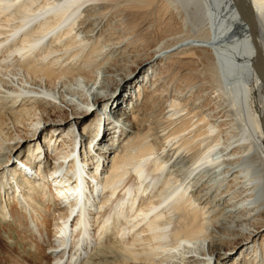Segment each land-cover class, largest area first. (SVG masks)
<instances>
[{
    "label": "bare ground",
    "instance_id": "1",
    "mask_svg": "<svg viewBox=\"0 0 264 264\" xmlns=\"http://www.w3.org/2000/svg\"><path fill=\"white\" fill-rule=\"evenodd\" d=\"M246 11L264 57V0ZM1 187L54 264L108 236L124 264H264V74L238 0H0Z\"/></svg>",
    "mask_w": 264,
    "mask_h": 264
},
{
    "label": "rangeland",
    "instance_id": "2",
    "mask_svg": "<svg viewBox=\"0 0 264 264\" xmlns=\"http://www.w3.org/2000/svg\"><path fill=\"white\" fill-rule=\"evenodd\" d=\"M33 143L34 148L37 147L36 142H31V146H33ZM34 148H30L29 153H32L35 150ZM21 158V153L17 152V154L12 158L9 167L13 165L12 168H14L18 166L20 162H25V158ZM51 159L52 158H50V160ZM25 163L30 164L29 162ZM30 168H32V166H29L27 170ZM54 177L56 178V176ZM59 179L60 176L57 180L59 181ZM10 192L11 191L7 192L6 190H3V187L0 188V208L2 207V205H4L3 203H5L4 197H9ZM4 214L3 211H1L0 209V264H54L53 261L55 258L46 255V253L44 252L48 248V240L45 229H43L42 226H39L38 228L35 227L33 224L34 222L31 220L29 215V219L22 217L20 218V222L18 219L17 224H12L8 222L7 219L10 215H7L6 213ZM20 223L22 225H20ZM54 229L55 228H53V225H48L47 227V230L49 232H53ZM123 237L126 238L128 237V235H124ZM98 244L99 247L96 246L92 250L89 248L90 250L88 249L87 254L86 252L83 253V257L78 264L125 263V261H122L123 256L121 252L117 249H113L118 246L116 239L112 238L111 236L104 237L101 238ZM92 246H95L94 243H92Z\"/></svg>",
    "mask_w": 264,
    "mask_h": 264
},
{
    "label": "water",
    "instance_id": "3",
    "mask_svg": "<svg viewBox=\"0 0 264 264\" xmlns=\"http://www.w3.org/2000/svg\"><path fill=\"white\" fill-rule=\"evenodd\" d=\"M238 7H239L240 14L242 15L243 19L246 20V23L249 26L250 34L252 36V41H253V45H254V49H255V52L257 53L259 60L262 64V70H263V74H264V57L261 55L260 49H259V46L257 43L255 25L253 24L252 20L249 18L247 11H246V0H238Z\"/></svg>",
    "mask_w": 264,
    "mask_h": 264
}]
</instances>
